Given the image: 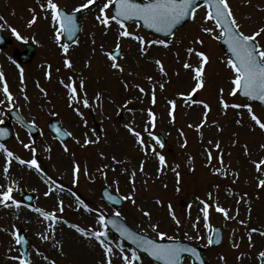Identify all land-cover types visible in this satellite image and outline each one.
I'll return each instance as SVG.
<instances>
[{
	"label": "rangeland",
	"instance_id": "374dc122",
	"mask_svg": "<svg viewBox=\"0 0 264 264\" xmlns=\"http://www.w3.org/2000/svg\"><path fill=\"white\" fill-rule=\"evenodd\" d=\"M54 2L73 12L87 0ZM229 4L245 34L264 27V0H229ZM46 5L47 0H0V25L10 39V44L0 49V72L4 74L0 80V123L7 121L8 111L14 108L39 129L33 140L13 123L16 137L0 145V192L11 186L14 199L21 204L19 208L0 204V264H20L22 256L13 236L17 231L29 240L30 264H105L98 242L82 236L71 225L96 231L100 228L96 217L116 211L140 233L159 239L158 233L164 232L165 239L203 246L209 264H264L260 256L264 252V185L260 183L264 181V129L252 120L246 107H231L251 104L231 94L235 73L217 44L220 30L205 19L206 9L199 7L195 19L164 39L168 47L153 44L163 38L139 25H126L129 32L145 38L147 51L142 54L138 41L119 36L118 24L110 22L106 28L96 19L101 0H95L80 17L78 41L65 53L64 41L62 37L57 40L58 26ZM107 13L111 15V8ZM203 27L214 31L205 33ZM256 40L264 49V33ZM27 43L35 45L36 53L29 63H23L17 54ZM117 45L123 56L113 61L107 53ZM190 47L210 57L204 66L205 86L195 92L194 73L183 67L186 62L193 68L199 66V58L188 53ZM66 59L71 67L65 65ZM157 59L166 74L156 65ZM113 63L123 71L113 68ZM81 81L84 86L78 89L77 99H70L65 85ZM5 83L11 101L3 91ZM140 87L145 89L143 93ZM192 94L195 99L187 101ZM84 95L89 107L82 103ZM221 100L229 108L224 109ZM169 101L175 102L174 109ZM201 101L209 105L208 110ZM251 107L264 121V109L254 104ZM149 110L155 113L154 126ZM52 118L71 133L68 142L60 143L49 131L47 124ZM129 128L141 134L143 145ZM158 135L165 137V146L153 139ZM25 144L36 148L41 172L15 159L7 163L3 149L24 160L33 157ZM159 155L165 157L164 165ZM76 165L78 173L74 172ZM104 187L121 195L125 204L113 208L103 201L100 193ZM24 193L34 197L33 206L22 203ZM202 201L209 205L207 221ZM169 205L179 224L173 220ZM217 206L226 209L230 218L216 211ZM36 209L55 213L56 219L45 220ZM214 226L224 232L223 244L217 249L208 244ZM107 230L115 252L112 264H123L119 248L123 247L126 255L133 250ZM137 255L140 259L135 264H154ZM183 264L193 263L185 259Z\"/></svg>",
	"mask_w": 264,
	"mask_h": 264
},
{
	"label": "snow or ice",
	"instance_id": "6c2138e0",
	"mask_svg": "<svg viewBox=\"0 0 264 264\" xmlns=\"http://www.w3.org/2000/svg\"><path fill=\"white\" fill-rule=\"evenodd\" d=\"M95 3V0H87L86 3H82L80 7L76 8L75 11L79 12L82 9L89 8L91 5ZM206 9L205 19L208 21H212L215 24L216 28H219L220 34L216 37L217 39H225V42L229 46V50L233 56V59L227 61L230 69L235 73V78L232 80L233 89L231 90L232 95H236L238 92H242L244 96L259 99L260 101H264V49H261L255 41L257 37H259L262 33H264V27L259 28L254 34L248 35L245 34L239 27L237 20L235 19L234 13L229 4V0H203V5ZM46 7L51 10L52 20L58 26V31L56 32V38L59 40L61 38L62 33H67L69 38H71L76 29V20L73 15H69L63 13L59 8L58 4L54 2V0H47ZM114 7V14L109 15L107 10ZM201 7L200 4L197 3V0H101L100 5V14L97 15L96 19L103 24L106 28L110 27V22H115L119 25L120 31L119 36L121 37H130L139 42L141 45L140 52L142 54L147 51V42L143 36L133 34L129 32L126 28L124 21L139 19L143 21L144 26L149 29H155L158 33L171 34L172 29L175 28L177 24H179L186 17H190L195 19V15L197 13V9ZM34 22V20L32 21ZM202 31L205 33L211 34L214 29L211 27H203ZM13 32L17 35V38H21L16 29H13ZM153 44H160L164 47H168V42L164 39H160L157 41H153ZM195 43L202 44V40H196ZM63 51L65 53L68 52V46L62 45ZM117 53L120 52V46L117 45L115 50ZM189 55L195 54L199 58V66L193 68L190 63H184L183 67L185 69H189L194 73V80L196 81L192 92H195L197 89H201L205 86L204 81V66L210 61V57L202 50H196L194 48L188 49ZM107 55L113 61L117 59V56L113 54V52H108ZM65 65L67 67H71V61L65 60ZM157 66H159L160 71L165 73V68L162 62L157 59L155 60ZM113 68H117L120 71H123L122 67L119 64L113 63L111 65ZM4 78V74L0 72V80ZM21 78L23 79V69H21ZM152 77H149L151 80ZM70 89V99H77L76 93L79 88H83V82L81 81L78 85L67 84L65 85ZM164 85L161 84L160 88H163ZM4 94L7 96L8 100L11 101L13 99L11 92L9 91L7 83L4 84L3 87ZM139 91L143 93L145 91L144 88L140 87ZM99 100V96H97ZM191 99V96H189ZM82 103L84 107H89V100L86 95L82 98ZM152 103H156V97L153 91L152 95ZM203 104V107L208 110L209 105L203 101L200 102ZM172 108H175V102L169 101ZM221 104L224 109L229 108V104L221 100ZM231 107L240 108L246 107L251 115L253 121L256 122L257 125L261 129H264V121H261L252 111L251 105H239L233 104ZM149 117H151L153 126L155 125V113L149 110ZM169 115H172L170 111ZM207 116V112H205V117ZM202 125H198L197 127H201ZM134 136L137 137L139 143L141 145L144 144L143 138L141 134L135 129L129 128ZM60 129H57L59 132ZM67 135H71V133H67ZM151 135V133H150ZM153 139L157 144L160 143L159 138L153 136ZM88 143V141H85ZM163 147V145H160ZM2 147V146H0ZM25 148H31L33 152V157L29 160H24L18 156H14L13 152L3 149L9 158L8 164H11L12 159H15L21 165L27 166L29 169H33L36 172H41L42 169L40 167L39 162L35 158L36 148L32 147L28 144L24 145ZM219 148V145H216ZM67 150V149H66ZM209 159H211V152H209ZM159 162L161 165L165 164V157L163 155L158 156ZM222 163V161H221ZM259 167V165H258ZM79 165L74 167V172H79ZM142 170V169H141ZM9 168L6 166L4 168V172L7 173ZM135 173H132L134 177ZM261 185H264V181H260ZM2 187V186H0ZM13 188L11 186L7 187L4 191L0 192V204L5 207L15 206L19 208L21 206L20 202L15 200L13 195ZM47 194V193H46ZM109 200H113V196H108ZM126 199H131L133 203H135L132 197H126ZM62 203V202H61ZM203 203L202 211L204 213V219L207 221L208 219V209L209 205L207 203ZM171 205H169L170 214L172 215L173 220L176 224H179V219L175 216V213L171 211ZM61 211L63 208L61 207ZM36 211L40 212L45 220H55V213H46L42 212L40 209H36ZM216 211L224 214L226 218L228 217V212L226 209L217 206ZM146 216L150 215L149 213H144ZM115 217H119L121 213L116 211L113 214ZM96 222L100 225L99 230L92 231L90 229L86 230L84 228H80L77 225H71V227L75 228L77 232H79L82 236L92 238L98 242L99 246L102 248L103 253L106 257L105 264H112V257L115 255L113 250V245L108 240V225L111 224L117 231H119L122 237H126L128 240L132 241L133 244H136L138 248H143L144 251L149 252L153 257L157 260L163 261V264H181V254L184 252H191L193 256L197 255L195 249L185 248L182 245L171 243H158L156 240L149 239L137 232L124 227L117 223L115 219L107 220L105 215L101 213L96 217ZM154 229L158 228V225L153 226ZM206 227L208 225L206 224ZM253 231H256L253 229ZM14 239L17 244L27 243L24 237L20 235V233H13ZM159 239L163 240L166 237L164 232L158 233ZM42 239H48L47 236H43ZM251 239V238H250ZM209 243H212V239L209 238ZM124 248L120 247L119 252L121 254V259L123 264H135L136 261L140 259V257L136 254L135 251L131 253V255L124 254ZM260 256L264 258V252L260 253ZM20 264H30V261L20 260Z\"/></svg>",
	"mask_w": 264,
	"mask_h": 264
},
{
	"label": "water",
	"instance_id": "95a60500",
	"mask_svg": "<svg viewBox=\"0 0 264 264\" xmlns=\"http://www.w3.org/2000/svg\"><path fill=\"white\" fill-rule=\"evenodd\" d=\"M137 2H140V0H137ZM200 2L203 3V0H197V3H200ZM61 11L63 13H66L65 10H61ZM80 14H81V11L75 12L73 14H69V15H73L75 17V20H76V29H75L74 35L71 38H69V36H68L67 33H63V37H64V40H65V42H66L67 45H72L74 42H76V40L78 39V37H79V35L81 33V23L78 21ZM113 14H114V9H113ZM190 19H191L190 17H186L184 20H182L179 24H177L175 26V28L172 29V33L171 34L158 33V32L155 31V29H149L146 26H144L143 21L142 20H139V19L126 20V21H124V23L136 22V23L140 24L143 27V29H145L148 32L155 33V34L160 35L162 37H169V36H172L176 30H178L179 28H181ZM255 43L258 45V43L256 41H255ZM8 44H9V41L4 37L3 30L0 27V48H5ZM219 45L222 47V49L224 50V52L227 55H229L230 59H233V56H232V54H231V52L229 50L228 44L225 42V39H220L219 40ZM34 53H35V48L32 45H28L27 46V51L24 52L22 55H20L19 56V59L22 60V61H24V62H26V63H28V62L31 61L32 57L34 56ZM113 54L117 56V59H120L121 58V49H120V52L119 53H117L116 51H113ZM239 94H240V96L242 98L249 100L251 103H258L262 107H264V101H260L259 99H252V98L246 97V96L243 95L242 92H239ZM10 118L11 119H18V120L20 119L21 120L19 114L16 111L10 113ZM49 127L60 138L61 137H62V139L65 138V140L68 138V136L64 137L65 135H63L64 133L62 134L61 131L57 132V129L59 128V123H57L55 121H52L50 123ZM1 131L5 132V133H9V138L7 140H9L10 138H12L13 135H14L13 132H12V130H11V128H10V126H9V124L0 126V132ZM160 139L162 140V143H165L164 139H162V138H160ZM102 194H103V196H104V198L106 200H108L109 202H111V204H114V205H117V206H121L124 203V200L121 197L112 194L110 192V190L107 189V188H105L102 191ZM110 195L114 197L113 200H109L108 199V196H110ZM113 219H115L118 224H120V225H122L124 227L129 228V226L124 222V220L121 219V218H119V217H111V216H109L107 218V220H113ZM108 227L126 245H128L129 247L134 248L137 252H139L140 254H142L144 257L152 260L154 263H156V264H163V261L157 260L149 252L144 251L143 248H138L136 244H133L132 243V241L128 240L126 237H122L120 235L119 231H117L116 228H114L111 224H109ZM129 229H131V228H129ZM138 234H140V233H138ZM141 235H143V234H141ZM21 236L24 237L23 234H21ZM143 236L148 237L149 239H152V238H150L147 235H143ZM211 239H212V243H210V246L212 248H215V247L220 246L221 243H222V241H223L222 229L219 228V227L214 228L213 229V234L211 236ZM153 240H156V239H153ZM156 241L158 243H165V244L176 243V244L182 245L185 248L195 249L196 250V253H197V255H195V256H193L191 254V252H184V253L181 254V257H182L181 264H183L182 262H183L184 258H186V257H190L192 259V261H193L194 264H208L207 260L203 256L204 249L202 247L195 246L194 244H192L189 241H178V240H166V241H158V240H156ZM27 245H28V241H27V243L20 244L21 252H22V254L24 256V259H26V255H27Z\"/></svg>",
	"mask_w": 264,
	"mask_h": 264
}]
</instances>
